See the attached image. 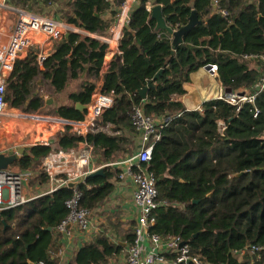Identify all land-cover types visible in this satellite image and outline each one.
Segmentation results:
<instances>
[{
    "label": "trees",
    "instance_id": "obj_1",
    "mask_svg": "<svg viewBox=\"0 0 264 264\" xmlns=\"http://www.w3.org/2000/svg\"><path fill=\"white\" fill-rule=\"evenodd\" d=\"M58 1L16 4L43 11L55 8ZM139 1L119 41L120 63L114 56L101 90L112 99V107L97 119L98 130L86 137L103 175L87 176L74 190L61 185L51 194L1 211L0 264H60L53 253L63 247L60 226L71 213L67 203L79 194L78 210L92 214L101 209L123 174L111 164L140 149L131 120L136 108L147 117L167 121L153 145L151 161L143 165L156 178L158 192L150 233L180 238L203 264H264V250L238 257L245 249L264 248V60L245 59L264 57V0H153L174 32L186 27L196 13L200 24L178 45L169 33L157 31L146 8L149 0ZM122 3L114 0L117 8ZM110 10V0H67L63 20L91 36L68 33L42 65L39 50L32 48L15 64L7 84V106L28 114L42 111V81L48 94L66 95L67 102L52 109L50 116L83 122L87 113L77 105H90L97 93L108 50L98 37H105L114 22L104 18L109 12L114 15ZM208 66L216 68L224 89L254 93L255 102L238 110L215 99L205 102L201 111H187L178 98L186 94L192 75ZM149 83L153 87L143 99L139 93ZM80 140L71 126H65L50 143L26 150L9 171L34 172L45 188L50 178L42 169L43 160L63 150L74 151ZM134 241V229L122 237V244L100 233L80 247L74 264H109Z\"/></svg>",
    "mask_w": 264,
    "mask_h": 264
},
{
    "label": "built area",
    "instance_id": "obj_2",
    "mask_svg": "<svg viewBox=\"0 0 264 264\" xmlns=\"http://www.w3.org/2000/svg\"><path fill=\"white\" fill-rule=\"evenodd\" d=\"M134 0H123V3L116 10L115 25L106 37L99 38L107 44L108 50L106 58L112 53V58L119 55V41L123 30L129 25ZM149 13L153 6L146 4ZM0 10L14 18V27L11 31L5 26H0V116H4L7 110L5 95L7 84L12 76L15 64L18 60L25 59L32 48L39 50L38 61L42 65L46 60L44 54H40V49L33 41V36H42L48 41L59 44L62 38L68 33H78V29L73 26H65L55 21L53 18L40 16L32 11L11 6L9 0H0ZM223 16H227L222 12ZM6 20H10L5 18ZM80 35V34H79ZM53 43V44H55ZM38 44V43H37ZM246 60H264V57L257 55L245 56ZM215 68V67H214ZM261 86V85H260ZM220 100L232 106H237L240 110L245 103H254L256 94H245L231 91L220 96ZM112 99L107 95L96 93L90 110V119L87 121L89 131L98 130L97 119L112 107ZM201 111V110H199ZM258 111L255 112V118ZM132 125L140 135L141 146L137 153L128 157L122 162L111 164V166L123 167L126 175L132 179L134 185L133 203L138 213L137 227L135 229V241L129 247L127 253V264H203L200 258L193 256L189 245L183 243L180 238L163 239L156 234L150 233V228L154 225V211L159 207L158 192L156 188V178L143 168L144 164L151 161L152 150L155 142L160 140L159 131L166 126L167 121H159L153 117L144 115L141 109L136 108L132 115ZM222 130L225 129L219 123ZM87 134L84 132L81 143L86 142ZM53 155L43 160L44 170L49 175L50 180L55 181L60 175L61 166L55 163ZM85 162V161H84ZM86 163V162H85ZM31 172L12 173L9 170L0 171V212L5 209L14 208L24 204L26 199L22 197V189L25 183L31 178ZM88 175L83 174L74 177L71 173L68 178L71 181L78 180L83 183ZM60 182V185L67 184ZM59 187L52 188L45 194H51ZM79 195L68 204L71 213L67 220L60 226L62 233L69 232L67 225L73 223L80 231H87L90 226L91 213L86 210H78L77 203ZM149 244V248L145 246ZM264 248L245 249L238 253V257L243 259L249 251L252 253L263 251ZM37 264H45L39 262Z\"/></svg>",
    "mask_w": 264,
    "mask_h": 264
},
{
    "label": "crops",
    "instance_id": "obj_3",
    "mask_svg": "<svg viewBox=\"0 0 264 264\" xmlns=\"http://www.w3.org/2000/svg\"><path fill=\"white\" fill-rule=\"evenodd\" d=\"M66 1L67 0H59L57 3L53 4L52 6L57 8L56 11L58 13L55 16L57 18H54L53 16H50V17H52L55 21L62 23L65 26L71 27L72 25L67 24L62 18L61 11H62V8L64 9V4L66 3ZM139 2H140L139 0H134V3L132 4V8H133L132 10H134L138 6ZM9 3L11 6L22 8L21 6L16 4V0H9ZM110 3H111L110 11L114 13V15L112 16V14L109 12L108 14L104 16V18L106 20L113 19L114 22L108 33H110V31L114 27L113 25H115V19H116L115 12L117 10V6H115L114 0H110ZM147 4H150L151 6L154 7L153 0H149ZM29 11H32V10H29ZM5 18L10 19V20L5 21ZM13 20L14 18L12 16L7 15L5 12H2L0 10V26L2 27L5 26L7 30L11 31L14 27ZM78 30H79L78 33L82 36V38L91 36L89 33H87L86 31L82 29H78ZM39 37H42V36H38L36 38L40 39ZM98 38L103 39L104 37H98ZM53 43L55 42L46 40L44 44L42 45H40L39 43L38 44L35 43V44L38 45L40 52H41L40 54H44L46 57H49L55 54L56 51L60 47V43L59 44L57 43L53 44ZM112 59H113L112 53L105 59L103 71L101 72L100 80L98 82L97 89H96L97 93H100L102 90V87L105 82L107 73L109 71ZM185 90H186V94L183 97L178 98V100L183 103L187 111L201 110V107L205 102L210 101V100L219 99L221 95L226 93V89H224V87L222 86L221 82L218 79L216 68L212 66L205 67L199 70L198 72L194 73L192 75L191 82L185 86ZM245 94H248V93H245ZM88 106L77 105V108L80 111L86 112L87 110V116H85V120L83 122H87L90 119V108L91 107H88ZM51 123L52 124L57 123L61 126H74L75 124L82 123V122L65 121V120L58 119V120L52 121ZM52 137L53 136H51L50 139H48L47 142L45 143H50L52 141ZM138 137L139 138L137 140V143L138 145L141 146L140 135H138ZM69 156H70L69 153H65L63 151L59 152V154H55V155L53 154V157L51 158H55V163L61 166L62 172H59L60 175L57 176L55 181L50 180L49 186L45 188H43L42 185L37 182L36 179L38 175L34 172H31L32 173L31 180H28V183L27 182L25 183L24 189L26 190V188L29 187V183L31 181L35 185V190L38 192H33L32 190V193L30 192L26 194L27 198L24 197L26 198V201L33 200L45 194L46 192L50 191L52 188L61 186L60 184L55 185V182L58 181L57 179L62 178L63 176L68 175L69 173H72L71 170L73 171V168L68 166ZM127 158H124V159L122 158L121 160L124 161ZM99 168H102V167H99ZM117 168L122 170L123 174L120 176V180L116 183V189L114 193L112 194V196L109 198V200L105 202L102 209L96 210L94 213L90 215V226L88 230L84 232L80 231V229L76 227L73 223H70L67 225V228H68L67 230L69 232L63 233L62 249L59 250L58 252L53 251L54 252L53 256H56L60 259V264H74L80 247L83 244L92 243L98 237V235H100V233H104V235H107L110 238V240H112L114 243L122 244V237L126 233H128L130 230L136 229L138 213L133 203L134 185H133L132 179L125 174L126 170L123 167H119V166H117ZM42 169L44 170L43 162H42ZM111 201H113L112 205H110ZM112 224L115 225V227H113L114 229H111L113 226ZM115 229L125 230L124 233L121 234L120 240L118 241L113 237L114 235L113 230ZM145 246L149 248V244L147 242H145ZM128 249L129 248H127L126 252L124 253V255L126 254V264H127ZM124 255H122L121 257H123ZM120 258L110 261L109 264H118V260Z\"/></svg>",
    "mask_w": 264,
    "mask_h": 264
},
{
    "label": "rangeland",
    "instance_id": "obj_4",
    "mask_svg": "<svg viewBox=\"0 0 264 264\" xmlns=\"http://www.w3.org/2000/svg\"><path fill=\"white\" fill-rule=\"evenodd\" d=\"M56 9L57 8H50V9L45 8L43 11L34 9V11L32 12L40 16L55 17L56 14L58 13ZM66 10L67 9L65 8V11ZM33 37H34L33 41H35L34 43H39L40 45L44 44V42L46 41L45 38L43 37H39L40 39L36 38L38 36H33ZM39 86L42 88L41 94L45 102V108H43L42 111H40L37 114H30V113L28 114L25 113L24 111L12 109L8 106L5 115L0 116V155L10 156L18 153L22 149L26 151L32 146L42 145V143L45 144V142H47V140L50 139L51 136H53L52 139H54L61 130H64L65 126H61L57 123L56 124L51 123L52 121L58 119L52 115L50 116L49 112L52 111V109L57 108L59 105L66 103L67 102L66 95L57 96V95L48 94L46 92L45 85H43L42 81L39 82ZM91 105L88 107H91ZM87 125H88L87 122H82L75 124L74 126L71 127L73 128L74 133L82 136L84 132L87 134V131H89L90 129L89 126L87 127ZM81 147H82V143L80 140L78 148H76L74 151L66 152L70 154L68 158V166L73 168V171L71 170L72 172L71 175L74 177H79L80 175L83 174L89 175L90 173L95 172L98 169H101L96 166V161L99 159V157L97 158V156L94 154L92 149L87 146L86 142H85V159H84V161H86V164L84 168H82V170L80 169L81 161L80 159H78V154ZM70 161L73 164H71ZM117 162L120 163L122 162V160L119 159ZM66 177L67 180L65 181H63V179L60 180L61 178H58L57 179L58 181L55 182V185H59L61 181L64 183H66V181L68 182L71 181L69 180L68 175H66ZM29 180H31V178ZM32 190L33 192H38L35 190V185L30 181L29 187L26 188V190L24 188L22 189V197L27 198L26 194L30 192L32 193ZM112 204L113 201L110 202V205ZM124 231L125 230H118V229L113 230V234H114L113 237L117 241L120 240V236L121 234L124 233ZM118 264H126V254L118 260Z\"/></svg>",
    "mask_w": 264,
    "mask_h": 264
},
{
    "label": "water",
    "instance_id": "obj_5",
    "mask_svg": "<svg viewBox=\"0 0 264 264\" xmlns=\"http://www.w3.org/2000/svg\"><path fill=\"white\" fill-rule=\"evenodd\" d=\"M174 1V0H172ZM151 16L154 20H156L157 22V31H165L167 33H169L171 36H173V43L174 45H178L179 43H181L183 35L190 31L191 29H193L196 25L200 24V22L198 21L197 15L194 12L190 18V22L189 24L182 28L180 31L178 32H174L171 28L168 27V25L166 24V20L163 16V12H162V7L161 6H154L151 10ZM69 34H66L65 37H68ZM116 63L119 64L120 63V55H118L116 57ZM159 75L156 76V79H158ZM153 84L149 83L147 87H145L143 90L140 91V96L145 99L146 98V94L149 88H152ZM261 87L257 86V91H260ZM227 93H231V90H226ZM63 152H67L66 150H63ZM25 153V150L22 149L20 150L18 153L14 154V155H10V156H5V155H0V171H7L9 170V168L17 161L20 160V158L23 156V154ZM103 175V168L98 169L95 172L90 173L88 176L91 177H95V176H102ZM78 186V184L76 182L73 181H69L67 184V187L74 190L76 189V187ZM29 264H34L32 262H29Z\"/></svg>",
    "mask_w": 264,
    "mask_h": 264
},
{
    "label": "bare ground",
    "instance_id": "obj_6",
    "mask_svg": "<svg viewBox=\"0 0 264 264\" xmlns=\"http://www.w3.org/2000/svg\"><path fill=\"white\" fill-rule=\"evenodd\" d=\"M92 109V106L90 108V110ZM78 159H80V169L82 170V168H84L85 166V162H84V159H85V143L82 144V147L81 149L79 150V154H78ZM74 182H76L77 184L79 183L78 180H75Z\"/></svg>",
    "mask_w": 264,
    "mask_h": 264
}]
</instances>
